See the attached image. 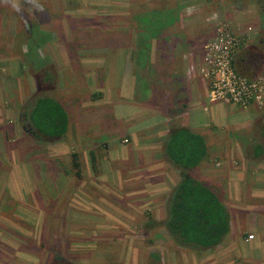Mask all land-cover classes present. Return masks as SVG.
<instances>
[{
	"label": "rangeland",
	"instance_id": "obj_1",
	"mask_svg": "<svg viewBox=\"0 0 264 264\" xmlns=\"http://www.w3.org/2000/svg\"><path fill=\"white\" fill-rule=\"evenodd\" d=\"M28 1L32 3V9L27 11V14L31 15L24 17V19H27L26 22L29 20L26 29L24 28V37L18 36V40H14V37L19 34L12 35L10 30H2L4 26L6 27L4 15L7 13V7L0 0V45L9 46L14 42V46L11 49L13 53L11 61L0 52V107L2 103L6 107L4 110L0 109V156L5 154L7 159L5 161L0 157V200H2V203L4 202L0 208V231L3 233V238L0 240V250L4 252L2 257H0V264H81L82 260L80 258L84 260V258L91 256L90 252L95 249V246L100 247V245H97V241L96 243L95 241L87 243L86 248L80 246V244L86 242L81 238L82 232L86 230V224L79 222V215L75 213L77 211L73 212L69 207H66L68 202L64 203L71 199L72 196H77L76 193L69 191L67 185L75 187L73 188L74 190L78 188L81 182V179L76 175L78 169L74 167L72 155H79L81 178L83 177L82 171L85 169L81 159L82 156L78 149L72 150V148L78 147L77 143L73 144V147L70 146L71 155L66 156L64 154L62 156L59 155L62 152V148L61 150H55V152L50 150L56 143L44 144L41 141H36L24 129L25 107L32 99V96L40 90L37 83V79L40 77L39 67L34 59L28 61V57L31 55L30 58L33 57L40 59V61H45L49 69H55L57 81L54 90L49 93L57 98L68 112L71 109L76 118L78 116L76 111L78 102L72 99L69 105L67 102L60 100L62 98L60 95L61 90L58 92V89L66 88L68 77L72 76L79 88H82L81 92L83 94L86 93V89L92 92L96 86L97 100H101L105 92L110 98L114 99L112 91H115V79L123 75L127 66L126 63L128 64L127 58H130L129 51H131V48L129 47L132 45L136 46L134 56H137L138 61L134 68L138 67L137 71H141L140 74L138 73L139 77L142 78L141 75L145 71L151 72L153 75H158L159 71L163 72L165 76L159 78L162 82L158 86L160 87V92L161 88L168 89L172 81V73L180 70L177 69L180 66V61L175 62L176 59H173L174 50L180 55L177 52L180 47L178 48V45L176 46L172 38H170L172 33H167L169 35L161 37L163 33L159 30L153 31V29L157 28L156 24L158 26L165 25L162 21L163 19H166L168 21L166 24H169L177 21L176 19L178 18L176 16L170 17V12L165 17L155 14L160 10L165 12L167 10L174 11L190 5L191 7L196 6L197 9H216L218 11L202 18L198 17L197 21H184V27L182 28L178 27L180 21L172 25L174 30L180 29V34L185 35L183 38L181 36V41L183 42L187 39L186 43H189L188 49H182L191 53V56L186 60L189 63L187 72H192L193 74L199 72L203 76L201 74L202 60L200 58L203 56L205 44L212 41L220 29L224 30L231 27V31L236 33L244 42L237 51L235 66L247 77L253 74L256 77L258 75L262 76L263 74H258V72L264 66V32L259 33V31H264V10L260 8L257 0ZM144 15H146L144 17L146 18L145 24H148L142 27ZM8 18L10 19V17ZM198 40L200 41L198 42ZM24 42L28 45L21 48L20 44ZM34 50L35 53L33 52ZM172 50L173 55L171 54ZM254 52H257V56L254 55L251 60H248L249 54L252 55ZM238 54L240 59L237 58ZM69 57L71 58L72 68L71 71L70 69L66 71L63 68L65 65L68 66ZM81 59L85 60L86 64L82 63ZM148 61L149 69L143 71V65L148 63ZM247 62L250 68L247 67ZM12 74L17 78L22 75L28 79V88H23L21 79L15 81L10 78L13 77ZM156 75L154 78H156ZM141 82L143 83V80ZM98 86H106L104 87L103 95L99 94L100 89H98ZM21 87L22 90L25 89V93L20 92ZM15 88L21 93V100L20 98L17 99L21 108L15 107V97L10 98L7 95ZM67 91L72 92V89L69 88ZM173 95L175 94L173 93ZM101 107L111 109L110 105L107 107L98 106V104H96L95 109L100 111L102 110ZM83 117L84 114L81 112V117L78 120L74 119L71 132L75 130L78 132L84 129L80 125ZM100 122L101 127L110 124V115L106 116L105 114ZM88 125L94 128L96 123L90 122ZM253 134L255 135V140L257 139L264 147V138L259 133ZM252 137L254 138L253 135ZM73 139L76 140V138H71L70 142ZM123 139L127 140L125 144L131 143L128 137ZM64 141H69L68 136H64L57 144ZM248 143H244L241 150L242 155L234 160H210L212 163L211 168L213 167L212 169L216 171L223 169L225 162L230 163L228 167L232 166L231 164L233 163L234 167L238 169H246V171L244 170L245 174L240 176L235 174L232 177L229 174L224 176L223 172H210L213 177V180L210 181L215 186L214 190L222 202L227 206H234L233 209H238L237 213L242 215L239 218L242 225L236 227L235 232H237L238 236L240 235L244 239L247 238L246 241H248L250 236H254L253 240L262 239L261 234L256 232V236L252 231L260 222H264V153L260 157L255 158ZM107 147L97 151V155L101 156V151L106 150ZM19 149H21L20 153ZM19 156L24 158L29 167L28 169L32 172V186L34 187L36 200L30 198V203L31 200L37 201L42 213L47 209V214H49L47 218L41 220L39 227L30 226L14 216L19 202L10 194L7 182L11 170L9 164L15 161L18 162ZM92 162L95 165L96 154ZM118 167L122 168L121 165ZM220 181H222V184L218 183ZM64 186H66L65 189L63 188ZM113 195L118 198L116 194ZM75 198L77 199V197ZM26 209L35 212V208L30 206H27ZM242 209H247L249 215H246ZM233 211L235 212V210ZM72 212L75 216L72 215V218H70ZM112 226L114 227V225H110L102 230L104 233L101 236L104 244L102 250L112 252L102 255L101 259H111V254L118 253L115 249L120 246L114 241L112 242L114 236L111 234L112 231L117 237L118 235L125 236L124 230L119 229L117 232ZM228 248L224 247L226 249L225 253L232 255L231 250ZM252 253L250 249L244 252L247 256L244 259L245 261L234 259V256H230L231 261L233 260L232 264H254L252 263L253 260H247L248 255ZM222 257L224 260L220 259ZM119 259L120 254H117V261ZM213 259V262H216L215 264H224L228 258L225 255H219Z\"/></svg>",
	"mask_w": 264,
	"mask_h": 264
},
{
	"label": "crops",
	"instance_id": "obj_2",
	"mask_svg": "<svg viewBox=\"0 0 264 264\" xmlns=\"http://www.w3.org/2000/svg\"><path fill=\"white\" fill-rule=\"evenodd\" d=\"M2 4H6L7 7L4 20L8 28L4 26L2 30H10L12 35L24 34V28L26 29L28 24L27 19H24V17L31 15L27 14V11L32 9V3L28 0H2ZM169 12L170 17L176 16L178 18L176 19L180 21L178 27L182 28L184 27V21H197L198 17L202 18L218 11L216 9H197L196 6L191 7L189 5V7L175 9L174 11L167 10L165 12L160 10L155 14L165 17ZM145 21L146 18H144L142 27L148 24H145ZM162 21L165 25L158 28L163 33L160 34L161 37L169 35L167 33H172L170 38L176 46L178 45V48L180 47V50L177 51L180 55L176 53V50H174V55L173 50L171 51L173 59H176L175 62L180 61V66L177 68L180 70L172 73V81L168 89L161 88V92L164 94L160 92L158 86L162 82L159 78L165 76L163 72L159 71L158 75L155 74L156 78H154L155 75L145 71L141 75L142 78L139 77L141 71H137L138 67L134 68L132 60L133 45L129 47L131 48V51H129L130 58H127L128 64L126 63L125 74L123 73L120 78L118 76L115 79L116 93L112 91L114 99L110 98L105 92L103 98L97 100L96 86L92 92L86 89V93L83 94L81 92L82 88H79L72 76L68 77L66 88L58 89V92L61 90L60 95L62 98L60 100L67 102L69 105L72 99L78 102L76 110L78 116H76V119L71 109H69V112L67 111L70 117V131L66 136H68L69 141L56 143L52 147L50 146V150L55 152V150H61L62 148L59 155L66 154L67 156L72 154V150L78 149L85 168L82 171L83 177L77 189L73 190L75 187L67 185L69 191L76 193L77 196H72L64 203L68 202L66 207H69L73 212L77 211L75 213L79 215V222L86 224V230L81 235L82 240L86 242L80 244V246L86 248L87 243H92L91 241H95V243L97 241V245H100V247L95 246V249L90 252L91 256L84 258V260L80 258L82 260L80 263L215 264L216 262H213L215 256L225 255L228 258L226 263L232 264L233 260L231 261L230 256L245 261L244 259L247 256L244 252L250 249L253 252L252 257L249 254L248 258L251 259L247 258V260H253L252 263L254 264H264V222H260L252 231L256 236L257 233L261 234L262 239L246 241L247 238L244 239L235 232V228L242 225L239 219L242 215L238 214V209H233L234 206L232 205L227 206L224 203L231 213V232L222 244L213 250L191 251L180 247L171 239L165 228L154 224L165 222L167 199L172 189L181 180L179 171L169 165L164 156L163 143L172 129L186 127L205 137L209 148L208 158L199 167L191 170L190 174L194 178L211 183L210 180H213V177L210 172H223L224 176L229 174L230 177L235 174H239V176L245 174V168L238 169L234 167L233 163L232 166L228 167L229 162L224 163L225 167L223 169L216 171L212 169L213 167L211 168L212 163L210 160H234L242 155V147L247 142H249L248 146L254 155L253 145L256 143L262 144L257 139L255 140L253 133L258 134L259 128L264 125L261 120L264 112L256 106L241 109L225 102L212 103L210 101L209 81L201 76L199 72H196V74L187 72L189 63L186 60L191 56V53L182 50L187 48L189 44L186 43L187 39L181 41V36L183 38L185 35L180 34V29L174 30L172 27L173 24L178 22L174 21L166 24L168 23L166 19ZM262 32L264 31H259V33ZM27 45L25 42L20 44L21 48L27 47ZM13 46L14 42L9 46L0 45V52L10 61L13 58L11 50ZM33 52L35 53V50ZM239 54L237 58L240 59ZM23 57L25 56L23 55ZM200 59L202 60V57ZM81 60L82 63L86 64L85 60ZM15 61L17 62V60ZM247 67L250 68L248 62ZM71 68V58L69 57L68 66L65 65L63 69L66 71L70 69L71 71ZM263 68L264 66L258 72V74H263L262 76H264ZM148 69L149 61L143 65V71ZM12 75L13 77L10 78L15 81L21 79L23 88H28V79L22 75L19 78L14 74ZM248 77L255 78L256 76L249 75ZM141 80H143V83ZM104 87L98 86L100 95H103ZM69 88L72 89V92L67 91ZM24 90L21 87L20 92L25 93ZM10 92L7 93L8 97H15V107L21 108V105L19 106L17 102V99L20 98L21 100V93L17 88ZM161 96L162 98H160ZM96 104L107 107L110 105L111 109L101 107L102 110L97 111L95 109ZM0 109H6L4 103H2ZM81 112H83L84 117L80 125L84 129L78 132L75 130L76 133L75 131L71 132L74 119L78 120L81 117ZM105 114L106 116L110 115V124L101 127L100 120ZM90 122L96 123V126L94 128L89 127ZM126 137L130 139L131 143L125 144L127 140L123 138ZM71 138H76V140L73 139L70 142ZM76 143L78 147L71 150L70 146L73 147V144ZM106 146L108 147L106 150L101 151V156L97 155V151L104 149ZM18 151L20 153L21 149ZM95 154L96 163L94 165L92 161L95 159ZM0 157L2 160H7L5 154ZM19 157L18 162L15 161L9 164L11 170L7 182L10 194L19 202L14 216L30 226L39 227L41 220L47 218L49 214H47V209L42 213L37 201H32L36 200L34 187L32 186V172L28 169L29 167L24 158ZM119 165L122 168H119ZM218 183L222 184V181ZM63 188L65 189L66 186ZM113 194H116L118 198H115ZM30 198L32 199L31 203ZM3 203L0 200V208ZM27 206L35 208V212L26 209ZM242 210L246 215H249L247 209ZM73 212L70 218H72V215L75 216ZM110 225H114L112 228H115L117 232L119 229L125 231V236L118 235L117 237L113 231L111 233L114 235L112 242L114 241L120 246L115 249L118 252L117 254H120L118 261L116 253L110 255L111 259H101L102 255L112 252L102 250L104 244L101 238L104 234L103 228ZM2 236L3 233L0 231V240L3 238ZM224 247H229L228 249L231 250L232 255L226 254ZM3 253L0 250V257ZM220 259L224 260L223 257Z\"/></svg>",
	"mask_w": 264,
	"mask_h": 264
},
{
	"label": "trees",
	"instance_id": "obj_3",
	"mask_svg": "<svg viewBox=\"0 0 264 264\" xmlns=\"http://www.w3.org/2000/svg\"><path fill=\"white\" fill-rule=\"evenodd\" d=\"M257 3L264 10V0H257ZM156 25L157 28L153 31L160 27ZM18 36L24 37L22 33L14 37V40H18ZM135 48L133 45L132 60L134 59L136 67L138 60L134 56ZM256 53L249 54L248 60L257 56ZM30 56L28 61L34 59L39 67L40 77L37 83L40 90L25 107L23 127L36 141L44 144L57 143L67 135L70 126L67 110L49 93L54 90L57 73L54 68L49 69L45 61ZM237 71L247 76L238 69ZM261 120L264 123V113ZM258 133L264 138V125L259 128ZM163 147L166 161L179 171L181 180L167 199L165 222L154 224L165 228L171 239L187 250L208 251L217 248L231 232V213L212 183L201 181L190 174L191 170L208 158L209 148L205 137L189 128L179 127L171 130ZM253 147L255 158L264 153L263 145L256 143ZM72 157L74 167L78 169L76 175L81 179L79 155L73 154Z\"/></svg>",
	"mask_w": 264,
	"mask_h": 264
},
{
	"label": "built area",
	"instance_id": "obj_4",
	"mask_svg": "<svg viewBox=\"0 0 264 264\" xmlns=\"http://www.w3.org/2000/svg\"><path fill=\"white\" fill-rule=\"evenodd\" d=\"M229 29H220L204 46L201 74L210 84L209 99L241 109L257 106L264 112V76L249 78L237 71L235 59L244 42ZM253 238L250 236L248 241Z\"/></svg>",
	"mask_w": 264,
	"mask_h": 264
}]
</instances>
